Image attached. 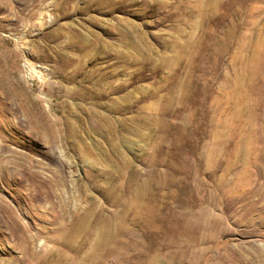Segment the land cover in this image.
Wrapping results in <instances>:
<instances>
[{
    "label": "rangeland",
    "instance_id": "1",
    "mask_svg": "<svg viewBox=\"0 0 264 264\" xmlns=\"http://www.w3.org/2000/svg\"><path fill=\"white\" fill-rule=\"evenodd\" d=\"M242 67L252 164L198 201L218 237L183 264H264V0H0V264H68L56 252L79 218L112 221L132 187L155 196L182 153L222 138L231 155ZM141 219L132 245L151 235Z\"/></svg>",
    "mask_w": 264,
    "mask_h": 264
},
{
    "label": "bare ground",
    "instance_id": "2",
    "mask_svg": "<svg viewBox=\"0 0 264 264\" xmlns=\"http://www.w3.org/2000/svg\"><path fill=\"white\" fill-rule=\"evenodd\" d=\"M197 8L201 9L199 6ZM239 62L242 63V60L238 56L236 63ZM245 70L242 67L241 71L236 72L230 91L234 104L232 118L236 127V138L230 150L233 153L227 156L223 154L227 142H223L222 138L218 142L215 140L209 150L182 153L177 157L178 163L173 164L172 173L152 175V182L159 191L155 196L146 195L143 203L140 194H137V187L130 188L134 190V195L128 199L129 204L124 205L129 206L128 209L123 206V198L114 196L115 193L109 190L108 199L117 208H124L112 214V221L102 217L101 213L97 215L95 211L91 216L79 218L59 245L65 250L57 249L59 261L68 264H110L108 259L111 258L116 264L130 263L133 257L129 262L128 253L135 250L139 259L137 264H183L188 256L197 261L206 254L204 244L207 241L213 243L218 237L217 221L203 207H198V201L213 202L218 194L227 190L231 175L237 176V180L243 178L245 169L252 164L254 142L244 132L246 127L252 128L257 91L251 82L243 83L244 73L248 72ZM188 175L194 177L192 182L187 180ZM135 179H138L136 173L128 186L134 185ZM127 187L119 188L122 194ZM142 217L151 235L132 245L135 241L130 237L135 230L132 233L126 222L142 223ZM82 236L85 240L79 241ZM76 243L89 247L90 254L81 255L78 250L73 253L72 245ZM65 251L72 253L65 254Z\"/></svg>",
    "mask_w": 264,
    "mask_h": 264
}]
</instances>
